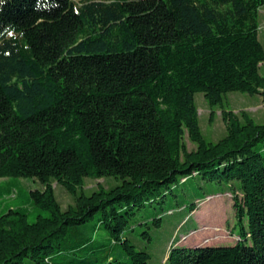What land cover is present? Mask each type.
Instances as JSON below:
<instances>
[{
  "label": "trees",
  "instance_id": "16d2710c",
  "mask_svg": "<svg viewBox=\"0 0 264 264\" xmlns=\"http://www.w3.org/2000/svg\"><path fill=\"white\" fill-rule=\"evenodd\" d=\"M263 5L0 0V179L37 181L42 190L29 199L47 214L34 223L20 209L0 215V264H149L124 232L142 208L162 212L191 178L226 186L240 236L230 247L172 245L165 264H264V125L222 105L230 92L264 101ZM198 93L221 109L226 135L216 143L201 133ZM86 179L116 185L87 196L78 193ZM53 182L73 207L61 211ZM0 190L15 197L13 187ZM97 229L122 260L96 241Z\"/></svg>",
  "mask_w": 264,
  "mask_h": 264
},
{
  "label": "rangeland",
  "instance_id": "374dc122",
  "mask_svg": "<svg viewBox=\"0 0 264 264\" xmlns=\"http://www.w3.org/2000/svg\"><path fill=\"white\" fill-rule=\"evenodd\" d=\"M258 24V40L264 50V5L259 9ZM259 74L264 75V63L260 67ZM194 102L204 139L207 142L216 143L226 135L221 109L218 107L211 109L203 94L200 93L194 95ZM222 105L226 111L237 116L244 112L257 125H264V101L260 95L230 92L223 96ZM184 144L188 151L195 149L187 136L184 138ZM115 185L116 182L112 179H86L83 188L78 193L82 192L89 196L101 188L109 190ZM6 187H13L16 194L15 197L13 196L14 198L8 197L6 192L0 190V215L9 209H20L26 213L28 223H34L39 214L47 215L36 209L29 199L30 191L42 190V186L37 181L11 180V184L8 185L6 180L0 179V188ZM52 188L61 211H66L74 206V198L61 186L53 182ZM226 192L227 188L224 185L191 178L185 184L179 185L172 195L165 198L162 212L160 205L146 206L136 212L123 237L137 251L149 254V264H165L170 247L172 245L180 246L181 243L183 245L180 247L185 248L233 246L239 239L240 227L232 207V195ZM238 198H240L239 194ZM192 204H195L196 209L192 214H189L188 211ZM181 206L186 210L178 211ZM167 210L172 211V214H167ZM158 212L161 214V218L158 227H156L153 220ZM95 224L96 220H93L84 229L83 226H80L78 231L81 233V238H83V230L88 232ZM243 226L246 228V219H243ZM94 238L97 242L108 244L101 229L95 231ZM70 239L74 240V236ZM242 240L244 244H251L250 239ZM107 247L111 250L114 259L122 260L123 256L119 246L108 244Z\"/></svg>",
  "mask_w": 264,
  "mask_h": 264
},
{
  "label": "clouds",
  "instance_id": "9594fccd",
  "mask_svg": "<svg viewBox=\"0 0 264 264\" xmlns=\"http://www.w3.org/2000/svg\"><path fill=\"white\" fill-rule=\"evenodd\" d=\"M0 10H2V6H0Z\"/></svg>",
  "mask_w": 264,
  "mask_h": 264
},
{
  "label": "crops",
  "instance_id": "0c3cea01",
  "mask_svg": "<svg viewBox=\"0 0 264 264\" xmlns=\"http://www.w3.org/2000/svg\"><path fill=\"white\" fill-rule=\"evenodd\" d=\"M181 245H183V244L181 243Z\"/></svg>",
  "mask_w": 264,
  "mask_h": 264
}]
</instances>
